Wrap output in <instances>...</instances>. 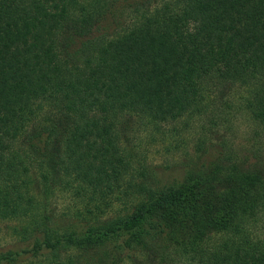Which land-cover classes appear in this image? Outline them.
<instances>
[{"label": "trees", "instance_id": "trees-1", "mask_svg": "<svg viewBox=\"0 0 264 264\" xmlns=\"http://www.w3.org/2000/svg\"><path fill=\"white\" fill-rule=\"evenodd\" d=\"M211 95L264 130V0H0V264H264V167L127 145Z\"/></svg>", "mask_w": 264, "mask_h": 264}, {"label": "rangeland", "instance_id": "rangeland-1", "mask_svg": "<svg viewBox=\"0 0 264 264\" xmlns=\"http://www.w3.org/2000/svg\"><path fill=\"white\" fill-rule=\"evenodd\" d=\"M111 23L109 32L115 30ZM231 101L233 107L227 110L224 100L211 95L204 112L157 126L130 120L127 145L135 152L136 160L163 178L177 177L189 166L210 163L224 154L232 161L242 160L244 167L257 163L264 167V130L239 109L237 98ZM50 207L55 212L81 208L66 196L52 199ZM19 246L11 226L0 224V251Z\"/></svg>", "mask_w": 264, "mask_h": 264}]
</instances>
